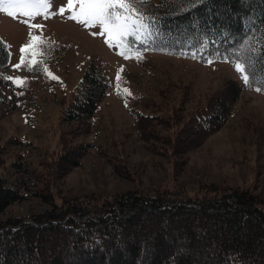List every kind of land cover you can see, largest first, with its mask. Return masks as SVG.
Here are the masks:
<instances>
[{"label": "rangeland", "instance_id": "rangeland-1", "mask_svg": "<svg viewBox=\"0 0 264 264\" xmlns=\"http://www.w3.org/2000/svg\"><path fill=\"white\" fill-rule=\"evenodd\" d=\"M128 2L141 10L145 3L157 0ZM49 3L50 18L33 20L20 14L13 18L0 12V41L9 52L7 67L0 75L23 81L19 87L13 80L4 79L8 82L0 84V176L16 180L24 168L39 174L51 157L72 148L84 154L77 167H68L54 178L51 191L58 206L63 199L90 201L94 197L102 205L126 193L150 196L167 192L178 199L198 200L236 188L250 189L264 201V93L253 85L245 86L231 62L206 64L177 53L134 55L119 49L115 40L110 48L104 42L106 35H93L98 26L86 28L68 18L67 0ZM60 8L65 9L63 15L56 14ZM72 8L78 10V5L74 3ZM225 14H229L227 7L216 15L223 20ZM31 23L42 25L31 32L43 42V55L30 56L28 50L25 64L30 62L33 70L23 65L16 69L20 49L29 42L27 24ZM223 42L225 46L218 51L232 61L239 59L247 69L250 48L241 52L238 47H227L226 39ZM228 44L234 46L229 40ZM89 64L101 69L110 88L91 118L66 121L67 107L75 100ZM262 79L264 74L256 77L258 82ZM228 83L241 93L227 122L216 132L191 141L193 136L186 130L191 116L215 100ZM124 93L132 107L138 105L137 111L150 118L139 123V128L120 97ZM178 140L186 143L184 148ZM177 145L179 151H174ZM22 195L0 220L30 222L50 208L38 198ZM46 252L51 255L50 246ZM41 255L48 259L44 251ZM62 257L66 264H80L69 262L68 255ZM29 262L39 264V259Z\"/></svg>", "mask_w": 264, "mask_h": 264}, {"label": "trees", "instance_id": "trees-1", "mask_svg": "<svg viewBox=\"0 0 264 264\" xmlns=\"http://www.w3.org/2000/svg\"><path fill=\"white\" fill-rule=\"evenodd\" d=\"M212 5L209 18L204 6L189 8L174 0L145 3L138 10L155 18L149 21L153 24L151 34L131 49L130 36L126 50L134 55L177 53L185 57L205 44L208 52H215L225 46L224 39L227 47H238L241 52L253 44L257 49L264 44V0H212ZM223 7L229 14L222 20L216 14ZM8 54L7 45L0 41V70L7 67ZM250 57L251 63L245 57L251 65L247 66V74H255L250 75V83L264 93V83L256 80L264 74V59L260 52ZM2 82L8 81L0 75ZM109 88L101 69L89 64L64 120L91 118ZM240 93L236 85L225 84L215 100L193 114L186 129L193 136L191 141L219 130ZM124 94L126 97H120L139 128V123L150 118L137 111L138 105L132 107ZM177 143L183 148L186 145L181 140ZM179 145L174 151H179ZM78 150L68 148L58 157H51L39 174L24 168L16 180L0 176V215L22 200V193L50 206L31 217L30 222L0 220V264H30L32 258H38L39 264H66L64 255H68L69 262L80 264H264V201L247 188L198 200L178 199L167 192L150 196L126 193L102 205H97L98 198L94 197L90 201L63 199L58 206L51 185L68 167L79 165L84 152ZM48 246L51 255H47ZM43 251L48 259L41 255Z\"/></svg>", "mask_w": 264, "mask_h": 264}, {"label": "snow or ice", "instance_id": "snow-or-ice-1", "mask_svg": "<svg viewBox=\"0 0 264 264\" xmlns=\"http://www.w3.org/2000/svg\"><path fill=\"white\" fill-rule=\"evenodd\" d=\"M174 2L187 5L189 8L204 6L206 12L209 14V18H211L213 8L212 0H174ZM74 3L78 5V10H73L72 6ZM67 4V10L71 12L68 18L76 21L78 24L84 25L86 28H96L98 26L99 31L93 32V35H106L107 38L104 42L110 48L113 47V40L117 42V46H120L126 42L129 36L133 37V43L129 46V49L135 47L136 43H142L151 34L150 29L153 24L149 23V21L155 20L154 17L147 16L143 11H139L137 6L134 3H129L128 0H67ZM49 7V0H0V12L13 18L17 14L33 20L40 16L50 18V14L47 12ZM64 12L65 9L60 8L56 14L63 15ZM27 26L30 29L29 42L21 47L20 63L14 65V67L19 69L21 65H24L29 71H32L33 65L30 62L25 64V53L31 50L29 52L30 56L43 55V51L40 50V44L43 42L39 37L33 36L31 32V29H40L42 25L39 23H31L27 24ZM249 51L253 56H255L256 52H260L261 59H264V44H261L259 49L253 44ZM197 53H200V55L198 56ZM118 54L124 56L125 59L128 58L125 52H119ZM184 55L185 58L191 56V58L198 59L200 62L206 64L214 63L217 60L231 62L234 69L240 74L245 86L251 87L249 77L255 74H245L247 69L242 66L243 62L239 61V59L232 61L230 56H223L218 50L208 52L206 44ZM257 63H259V60ZM248 67H251V65H248ZM44 72L46 75L48 74L46 68ZM4 79L13 80V83L18 87L22 86L23 83V81L11 77H5ZM118 81L119 71L117 73V94H119ZM261 82L264 83V79ZM257 91H260V89L258 88Z\"/></svg>", "mask_w": 264, "mask_h": 264}]
</instances>
